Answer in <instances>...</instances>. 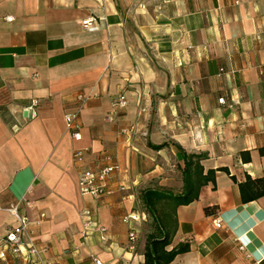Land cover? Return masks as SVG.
Returning <instances> with one entry per match:
<instances>
[{"label":"crops","instance_id":"crops-1","mask_svg":"<svg viewBox=\"0 0 264 264\" xmlns=\"http://www.w3.org/2000/svg\"><path fill=\"white\" fill-rule=\"evenodd\" d=\"M261 69L264 0H0V237L14 224L5 208L25 199L28 234L53 264H142L140 190L179 192L183 154H198L213 180L176 207L168 248L189 250L168 264H264V194L242 202L238 187L264 177ZM120 93L127 104L109 121ZM78 94L90 96L74 140L64 114ZM106 164L118 165L111 192L82 195L80 168ZM0 264L27 263L7 252Z\"/></svg>","mask_w":264,"mask_h":264},{"label":"built area","instance_id":"built-area-1","mask_svg":"<svg viewBox=\"0 0 264 264\" xmlns=\"http://www.w3.org/2000/svg\"><path fill=\"white\" fill-rule=\"evenodd\" d=\"M7 19H10L7 17ZM91 22V18H86L82 21L84 28H87ZM260 74L264 75V70H260ZM90 94H78L76 96L77 104L73 111L64 114L65 127L68 130L71 138L79 140L80 135V121L79 114L83 108L86 100ZM223 103V98L218 99ZM127 100L124 93L118 94L110 103V112L106 115L109 121L116 119V115L119 110H122L126 106ZM73 160L82 162L84 159V150L77 148L72 152ZM118 169L116 164H106L97 170H91L89 168H80L78 173V187L82 195L97 196L102 193H110L111 191L105 189L104 181L108 175ZM119 189H124L121 185ZM30 206L31 202L25 199L17 201L5 208L14 219V224L9 226L4 235L0 237V260H5L7 252L14 256H20L27 264H53L51 260L44 256L45 247H39L31 236L28 234L27 225L28 217L20 212V205ZM40 218L44 216L43 213L39 214ZM131 218H136L134 214H126L121 218L122 222H127ZM79 221L81 224V235L86 237L88 231L93 226L92 212L89 208H83L79 212ZM213 223L215 227L219 228L222 225L220 218H214ZM105 228L100 227L99 232L102 234L101 239H104ZM137 235L133 230H130L127 234L126 246L129 249L135 247ZM92 264H103V262L96 257H92Z\"/></svg>","mask_w":264,"mask_h":264},{"label":"trees","instance_id":"trees-1","mask_svg":"<svg viewBox=\"0 0 264 264\" xmlns=\"http://www.w3.org/2000/svg\"><path fill=\"white\" fill-rule=\"evenodd\" d=\"M198 154H183V185L179 192L165 189L143 188L139 192L142 207L151 217V229L146 235L142 264H168L176 255L189 250L188 242L169 247L175 229V209L197 198L199 187L213 180V170L202 174ZM242 202H248L264 194V177H245L238 182Z\"/></svg>","mask_w":264,"mask_h":264},{"label":"rangeland","instance_id":"rangeland-1","mask_svg":"<svg viewBox=\"0 0 264 264\" xmlns=\"http://www.w3.org/2000/svg\"><path fill=\"white\" fill-rule=\"evenodd\" d=\"M127 104V103H126ZM151 217L147 214L146 215V224H145V227L143 229H145L143 235L145 236L146 238V235L147 233L149 232V230L151 229Z\"/></svg>","mask_w":264,"mask_h":264}]
</instances>
